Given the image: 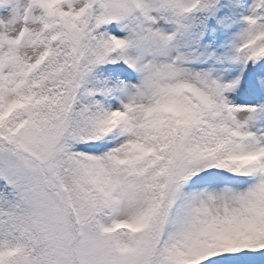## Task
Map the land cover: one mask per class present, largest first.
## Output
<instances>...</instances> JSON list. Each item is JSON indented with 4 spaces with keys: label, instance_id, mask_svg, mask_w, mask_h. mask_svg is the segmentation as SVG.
<instances>
[{
    "label": "snow or ice",
    "instance_id": "1",
    "mask_svg": "<svg viewBox=\"0 0 264 264\" xmlns=\"http://www.w3.org/2000/svg\"><path fill=\"white\" fill-rule=\"evenodd\" d=\"M0 264H264V0H0Z\"/></svg>",
    "mask_w": 264,
    "mask_h": 264
}]
</instances>
